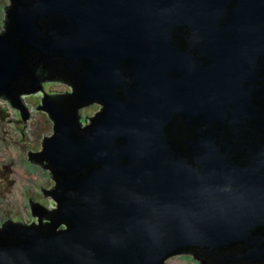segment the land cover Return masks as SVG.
<instances>
[{
    "label": "water",
    "instance_id": "obj_1",
    "mask_svg": "<svg viewBox=\"0 0 264 264\" xmlns=\"http://www.w3.org/2000/svg\"><path fill=\"white\" fill-rule=\"evenodd\" d=\"M11 3L0 99L26 120L22 94L72 92L44 97L28 160L58 210L31 198L40 225L5 223L0 264H264V0Z\"/></svg>",
    "mask_w": 264,
    "mask_h": 264
},
{
    "label": "rangeland",
    "instance_id": "obj_2",
    "mask_svg": "<svg viewBox=\"0 0 264 264\" xmlns=\"http://www.w3.org/2000/svg\"><path fill=\"white\" fill-rule=\"evenodd\" d=\"M9 0H0V29L5 20V7ZM58 83H48L44 92L38 91L23 97L28 118L23 120L20 110H13L7 100L0 99V227L2 222L38 223L30 211L31 198L36 204L53 209V197L45 196L56 186L52 175L43 167L29 162L30 153L41 152L46 137L54 134L52 124L45 122L41 111L42 97L52 91H66ZM97 108L80 111L90 122ZM167 264H200L192 256L179 255L167 259Z\"/></svg>",
    "mask_w": 264,
    "mask_h": 264
},
{
    "label": "flooded vegetation",
    "instance_id": "obj_3",
    "mask_svg": "<svg viewBox=\"0 0 264 264\" xmlns=\"http://www.w3.org/2000/svg\"><path fill=\"white\" fill-rule=\"evenodd\" d=\"M12 6V3H11V0H9V3L7 4V6L5 7V11L8 9V8H10ZM0 34H5V20H4V24H3V27H1V29H0ZM48 83H58V85H64V86H66L67 87V90L66 91H63V92H60V91H52V93L51 94H48V93H46L43 97H42V99H41V101H42V104H43V100H44V97L45 96H49V97H58V96H68V95H71V92H72V87L69 85V84H67V83H65V82H63V81H60V80H47V81H44L43 83H41V89L40 90H38V91H42V92H44V87H45V85L46 84H48ZM38 91H35V92H38ZM35 92H33V93H35ZM33 93H30V94H33ZM30 94H22L21 96H19V99H20V101H21V103H22V105H23V107L24 108H26L25 110H27V107H25L24 106V103H23V97L25 96V95H30ZM5 100V99H4ZM8 101V100H7ZM42 106V105H41ZM41 106H40V108H38V109H41ZM97 108V109H95L96 111V114L99 112V111H101V110H103L104 109V105H103V103L102 102H100V101H94V102H92V103H90V104H87V105H85V106H83V107H81V108H79L78 109V118H79V124H80V126L81 127H85V126H88L89 125V123L91 122V120L93 119V117L96 115H93V117H90V122H88V120H86L85 119V117L83 118V116L81 115V112L80 111H84V110H87L88 108ZM41 111H44L45 112V114H46V117H45V122L46 123H50V124H52V126H53V129H54V124H53V120H52V118H51V116L46 112V110H41ZM54 135V134H53ZM52 135V136H53ZM53 177V176H52ZM54 178V177H53ZM54 181H55V183L57 184V181L54 179ZM55 189H56V186L54 187V189L52 190V191H55ZM54 199V207L55 208H53V209H49L50 211H53V210H58V207H59V203L57 202V200L55 199V198H53ZM38 204H40V203H38ZM30 205V211H31V214H32V216H34L33 215V210H32V206H31V204H29ZM43 206H45L46 208H47V206L45 205V204H42ZM48 209V208H47ZM34 217H36V216H34ZM37 220H38V223H31V224H36V225H40V222H41V218L39 217V216H37ZM11 222H13V221H11ZM16 223V222H15ZM2 229V228H1ZM58 229L59 230H61V231H63V230H65L66 229V225L65 224H62V225H59V227H58ZM183 255H190V256H192L193 257V252L192 253H188V254H183ZM199 263L200 264H204V263H202V262H200L199 261Z\"/></svg>",
    "mask_w": 264,
    "mask_h": 264
},
{
    "label": "bare ground",
    "instance_id": "obj_4",
    "mask_svg": "<svg viewBox=\"0 0 264 264\" xmlns=\"http://www.w3.org/2000/svg\"><path fill=\"white\" fill-rule=\"evenodd\" d=\"M47 97H49V96H47ZM103 103V102H102ZM103 105H105L104 103H103ZM24 109H26V108H24ZM104 110V109H103ZM26 111V113L28 114V112H27V110H25ZM54 136V135H53ZM53 136H51V137H53ZM45 141V140H44ZM56 200H57V198H55ZM57 202L59 203V201L57 200ZM30 204H31V202H30ZM21 224H25V223H21ZM2 230V229H1Z\"/></svg>",
    "mask_w": 264,
    "mask_h": 264
},
{
    "label": "trees",
    "instance_id": "obj_5",
    "mask_svg": "<svg viewBox=\"0 0 264 264\" xmlns=\"http://www.w3.org/2000/svg\"><path fill=\"white\" fill-rule=\"evenodd\" d=\"M7 222H9V221H7ZM7 222H2V223H1L0 231H1V228H3L4 225H5V223H7Z\"/></svg>",
    "mask_w": 264,
    "mask_h": 264
}]
</instances>
